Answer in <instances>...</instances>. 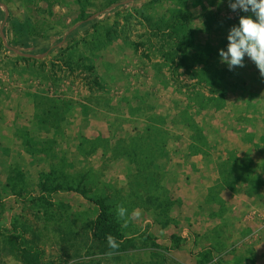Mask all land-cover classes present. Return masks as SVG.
I'll return each instance as SVG.
<instances>
[{
	"label": "rangeland",
	"instance_id": "rangeland-1",
	"mask_svg": "<svg viewBox=\"0 0 264 264\" xmlns=\"http://www.w3.org/2000/svg\"><path fill=\"white\" fill-rule=\"evenodd\" d=\"M82 12L104 13L50 47ZM241 15L229 0H0V264H21V240L46 264H264L258 231L182 219L196 150L254 157L264 173V77L219 57ZM24 32L49 38L15 47ZM97 199L117 219L118 205L141 210L118 219L132 249L107 255L94 239ZM254 218L264 231V195Z\"/></svg>",
	"mask_w": 264,
	"mask_h": 264
},
{
	"label": "crops",
	"instance_id": "crops-1",
	"mask_svg": "<svg viewBox=\"0 0 264 264\" xmlns=\"http://www.w3.org/2000/svg\"><path fill=\"white\" fill-rule=\"evenodd\" d=\"M193 158L195 168L186 171L182 187L189 198L192 195L194 204L190 207L187 199L186 204L185 199L182 200V212L184 210L182 219L186 218L187 221V218L194 216L197 228L214 227L215 222L220 229H225L227 225L233 234H239V237L245 239H252L251 237L258 231V237L253 240L263 238L264 231L258 227L260 225L254 218V210L260 205L264 195V173L254 162V157V171L249 172L252 176L243 179L238 175V170L229 155L223 157L211 151L210 155L203 156L199 153ZM189 172H192V177L195 178H192ZM187 207L190 209L189 214L186 211ZM209 209L210 214L207 213Z\"/></svg>",
	"mask_w": 264,
	"mask_h": 264
},
{
	"label": "clouds",
	"instance_id": "clouds-1",
	"mask_svg": "<svg viewBox=\"0 0 264 264\" xmlns=\"http://www.w3.org/2000/svg\"><path fill=\"white\" fill-rule=\"evenodd\" d=\"M223 3V0H219ZM229 8L233 12L251 13V16L241 15L238 26H232L227 35V50L220 49L221 62L226 64L229 71L245 66V57H248L258 68L261 77H264V0H229ZM255 17V20L252 17ZM117 217L126 227L129 220L141 215L140 209H134L131 217L127 216V209L118 205ZM111 255L118 250L119 243L112 235L106 237Z\"/></svg>",
	"mask_w": 264,
	"mask_h": 264
},
{
	"label": "trees",
	"instance_id": "trees-1",
	"mask_svg": "<svg viewBox=\"0 0 264 264\" xmlns=\"http://www.w3.org/2000/svg\"><path fill=\"white\" fill-rule=\"evenodd\" d=\"M85 17L86 15L84 14V12H82L81 18L85 20ZM189 19L190 17H188L186 13H182V16L180 14L179 17L176 18V21L173 23V25L178 24V26H181V28H183L184 26H186ZM85 25L86 24H84L83 26ZM94 26H95L94 28H96V25ZM38 35L40 37L36 38L37 34H34V32H24L20 34L18 38H16V40L14 41V46L19 48H28V43H29L28 41L32 39L35 40V44H39L41 42L47 41L49 38L48 35H41V34ZM184 42H185L184 47L192 46L191 44H188L189 42L191 43V35L187 36ZM199 153L200 152L198 150L195 151V154H199ZM229 156L234 162L235 168L238 170L237 171L238 175L242 177V179L243 177L246 176L247 177L252 176L250 175L251 173L249 172L251 170L252 172L254 171L253 169L254 162L250 156L239 157L237 156V152L234 151L231 152ZM40 185L43 187L42 188L43 191L52 188L51 183H49L47 180L42 181ZM82 194L84 193L82 192ZM91 201L96 205V208L98 210V213L92 222V233L94 239L98 241L100 244L104 245L107 249H109L106 237L110 234L114 236L117 242L119 243V248L115 252H126L129 249H132L133 248L132 242L126 238L125 233L118 219L115 216V213L111 210L110 206L106 204L105 200L97 199ZM21 238H22L21 236L19 237L17 236L12 239L18 240ZM12 241L13 240H10V243H13ZM12 248H13V253H15L18 256L21 264H46L42 251L39 248L30 245L28 242L21 240L19 241V243H16L14 247L12 246Z\"/></svg>",
	"mask_w": 264,
	"mask_h": 264
},
{
	"label": "water",
	"instance_id": "water-1",
	"mask_svg": "<svg viewBox=\"0 0 264 264\" xmlns=\"http://www.w3.org/2000/svg\"><path fill=\"white\" fill-rule=\"evenodd\" d=\"M118 4H115L114 7H116ZM114 7H111L109 9H107L106 11H110L111 9H113ZM104 13V12H103ZM103 13H100V14H103ZM100 14L98 15H95V16H92L90 17L89 19L87 20H84V21H81V22H78L70 27H67L65 29H63L62 31H60V33H58V35H56V37H54L53 39L50 40L49 42V46L52 47L54 45V43L57 41V40H60L62 37H64L65 35L71 33L72 31L78 29L79 27L83 26L84 24L90 22V21H94ZM0 35L2 37H4V32L2 30V28L0 27ZM9 50H13L16 55L20 56V57H25V58H35V59H40L42 57H44L46 54H42V55H34V54H31V53H23V52H20L14 48H11L9 47ZM50 52V50L48 51Z\"/></svg>",
	"mask_w": 264,
	"mask_h": 264
},
{
	"label": "built area",
	"instance_id": "built-area-1",
	"mask_svg": "<svg viewBox=\"0 0 264 264\" xmlns=\"http://www.w3.org/2000/svg\"><path fill=\"white\" fill-rule=\"evenodd\" d=\"M262 227L264 228V220H263V224H262Z\"/></svg>",
	"mask_w": 264,
	"mask_h": 264
}]
</instances>
